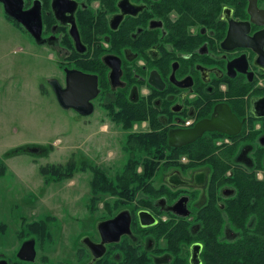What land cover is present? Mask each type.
I'll use <instances>...</instances> for the list:
<instances>
[{
    "label": "flooded vegetation",
    "instance_id": "obj_1",
    "mask_svg": "<svg viewBox=\"0 0 264 264\" xmlns=\"http://www.w3.org/2000/svg\"><path fill=\"white\" fill-rule=\"evenodd\" d=\"M12 1L16 16L0 1L3 17L27 41L33 64L42 53L57 60L59 75L41 73L39 92L56 97L68 72L92 75L91 112L64 110L79 123L95 114L106 132H123L118 173L109 177L94 162L104 153L93 156L84 139L73 169L92 180L96 170L113 185L123 169L135 168L142 185L131 197L90 191V202L105 203L60 222L71 224L58 232L25 227L19 245L33 241L34 258H19V247L15 258L0 252V263L224 262L225 246L251 230L250 187L264 179V0ZM210 119L218 128L169 144L170 132ZM30 234L43 239L40 248Z\"/></svg>",
    "mask_w": 264,
    "mask_h": 264
},
{
    "label": "rangeland",
    "instance_id": "obj_2",
    "mask_svg": "<svg viewBox=\"0 0 264 264\" xmlns=\"http://www.w3.org/2000/svg\"><path fill=\"white\" fill-rule=\"evenodd\" d=\"M10 25L0 7V161L6 166L0 176V223L5 225L0 233V252L11 259L20 247L18 237L24 235L20 231L25 227L42 225L58 232L63 224H71L60 222L84 217L87 210L105 203L87 199L92 176L87 170L73 169L77 144L84 139L91 143L87 150L93 156L104 153L94 162L109 177L120 171L124 153L120 149L121 130L109 127L111 132H106L107 122H97L99 116L94 114L80 121L82 133H78L80 123L75 121L74 112L60 107L50 90L46 95L39 92L41 73L59 75L57 60L42 53L33 64L27 41ZM17 147L23 148L13 153ZM32 147L39 152L31 153ZM50 166H60V176L41 173V168ZM250 188L255 205L250 206L249 201L246 221L249 217L254 221L256 215L250 214L263 210V185L252 184ZM135 193L141 194L139 190ZM30 235L37 238L36 247L40 248L43 239ZM41 256L38 250L37 257Z\"/></svg>",
    "mask_w": 264,
    "mask_h": 264
},
{
    "label": "trees",
    "instance_id": "obj_3",
    "mask_svg": "<svg viewBox=\"0 0 264 264\" xmlns=\"http://www.w3.org/2000/svg\"><path fill=\"white\" fill-rule=\"evenodd\" d=\"M132 121L133 119L127 123V127L130 126ZM144 143L145 145L148 144L147 142ZM22 148L23 147H17L13 149L12 152L14 153L17 149L20 150ZM60 168V166H50L49 168L43 167L40 171L43 174H51L58 177L60 176ZM5 170L6 166L0 161V176L4 175ZM68 170L72 171L73 169ZM94 173L95 178L90 182V191L93 193L99 192V190H109L111 188L112 193L126 194L131 197L135 194L136 190H139L140 185H142L140 179L136 178L137 172L135 168L130 170L123 169L122 173L116 176L113 185L105 183L108 178L103 174L101 177L97 174L98 172L96 170H94ZM127 177L130 179V182L127 180ZM133 177L136 178L135 181H131ZM257 183L263 185V190H261L263 210L255 211L256 217L253 224H251V230L242 232L239 235L235 246H225L224 262H217V260H214L213 263L210 262L205 264H264V179ZM256 195L258 196V193ZM251 197L249 199L250 202L252 200ZM4 226V224L0 223V233H3Z\"/></svg>",
    "mask_w": 264,
    "mask_h": 264
},
{
    "label": "water",
    "instance_id": "obj_4",
    "mask_svg": "<svg viewBox=\"0 0 264 264\" xmlns=\"http://www.w3.org/2000/svg\"><path fill=\"white\" fill-rule=\"evenodd\" d=\"M3 3V8L8 16H16L10 9V5H14L12 0H0ZM24 24L25 22L22 21ZM96 90V78L92 75L82 74L80 72H68L67 82L64 88H54L58 103L63 109H79L82 112L89 114L91 112L90 103ZM213 119L203 120L198 122L195 127L188 130L172 131L169 133V144L181 146L190 143L200 137L204 131L216 129ZM36 152L34 148L30 150ZM18 257L22 259L32 260L34 258V244L33 241L22 244L18 251ZM195 257L193 258V263ZM0 264H6L1 262Z\"/></svg>",
    "mask_w": 264,
    "mask_h": 264
},
{
    "label": "built area",
    "instance_id": "obj_5",
    "mask_svg": "<svg viewBox=\"0 0 264 264\" xmlns=\"http://www.w3.org/2000/svg\"><path fill=\"white\" fill-rule=\"evenodd\" d=\"M258 176H259V177H261V175H260V174H258Z\"/></svg>",
    "mask_w": 264,
    "mask_h": 264
},
{
    "label": "crops",
    "instance_id": "obj_6",
    "mask_svg": "<svg viewBox=\"0 0 264 264\" xmlns=\"http://www.w3.org/2000/svg\"><path fill=\"white\" fill-rule=\"evenodd\" d=\"M20 50H22V48H20Z\"/></svg>",
    "mask_w": 264,
    "mask_h": 264
}]
</instances>
